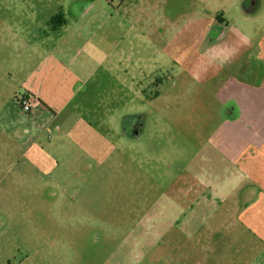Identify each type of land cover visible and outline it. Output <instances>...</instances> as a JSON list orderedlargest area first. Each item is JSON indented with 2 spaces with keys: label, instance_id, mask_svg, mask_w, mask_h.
Masks as SVG:
<instances>
[{
  "label": "rangeland",
  "instance_id": "rangeland-1",
  "mask_svg": "<svg viewBox=\"0 0 264 264\" xmlns=\"http://www.w3.org/2000/svg\"><path fill=\"white\" fill-rule=\"evenodd\" d=\"M82 14L104 41V65L116 68L97 83L104 140L94 159L54 135L46 147L60 165L41 176L19 146L32 127L0 130V264L7 255L15 264H246L252 236L238 226L236 192L222 198L199 180L176 190L175 178L200 168L202 155L216 170L217 150L200 148L234 107L213 95L212 80L201 83V55L212 51L202 36L211 28L217 36L223 18L231 24L225 51H236V28L259 43L264 0H0V110L23 90L24 69L39 61L55 17ZM259 49L231 64L253 65L257 82Z\"/></svg>",
  "mask_w": 264,
  "mask_h": 264
},
{
  "label": "crops",
  "instance_id": "crops-1",
  "mask_svg": "<svg viewBox=\"0 0 264 264\" xmlns=\"http://www.w3.org/2000/svg\"><path fill=\"white\" fill-rule=\"evenodd\" d=\"M89 18L82 14L71 21L63 17L55 21L56 24L51 27L52 34L44 36L45 46L39 50V61L25 67L20 94L37 96L40 105L27 115L20 110L16 100L5 104L0 110L1 131L8 127L17 131L28 124L32 127L31 135L21 138L19 146L41 176H51L60 165L58 157L46 147V144L53 143L54 135L60 141L64 134L68 138L67 143L72 141V146L69 143L70 148L88 149L94 159L98 144L104 140L101 137L98 141L95 126L96 102L105 100L98 99L97 83L111 79L116 68L114 65H104L105 60L100 54L104 41L96 40L95 30L88 23ZM243 18L249 17L244 13ZM223 21L222 18L219 22L223 27L217 36H211L213 28L203 34V44H206L204 48L212 51L203 53V65H198L202 71L201 83L205 86L212 80L209 86H214L215 92L211 93L223 105L234 102V107L230 108L231 111L227 109L229 113L207 140L204 149L200 148L204 152L210 146L217 150V155L212 158L216 170H210L207 157L202 155L200 168H191L190 165L186 174L176 175L175 189L178 188L177 182L199 180L201 186L204 181L212 183L206 192L221 195L222 198L236 192L238 226L252 236L247 244L248 256L245 262L264 264V73L262 81L257 82L253 65L246 68L244 65H231L235 54L236 61L239 59L240 62L249 52L254 53L259 48L264 52V37L256 43L236 28V51L229 47L225 51L221 45H226L231 24H224ZM215 23L216 20L211 25L215 27ZM35 45L40 49L38 44ZM36 52L38 50L33 53ZM224 60L228 65H225ZM124 72L128 77V71ZM235 73L236 79H233ZM241 75H252L254 79L251 80V77L246 80ZM158 93L150 94L151 98L159 97ZM51 133L53 136L48 141V137H45L40 142L45 134ZM191 188L188 187L186 191ZM2 244L0 240V260L4 256L1 253ZM4 261L15 264L8 255Z\"/></svg>",
  "mask_w": 264,
  "mask_h": 264
},
{
  "label": "built area",
  "instance_id": "built-area-1",
  "mask_svg": "<svg viewBox=\"0 0 264 264\" xmlns=\"http://www.w3.org/2000/svg\"><path fill=\"white\" fill-rule=\"evenodd\" d=\"M18 107L24 114H30L32 110L40 105V100L35 95L20 94L15 98Z\"/></svg>",
  "mask_w": 264,
  "mask_h": 264
},
{
  "label": "flooded vegetation",
  "instance_id": "flooded-vegetation-1",
  "mask_svg": "<svg viewBox=\"0 0 264 264\" xmlns=\"http://www.w3.org/2000/svg\"><path fill=\"white\" fill-rule=\"evenodd\" d=\"M140 127V123L136 122L135 124L133 123L130 128L134 131L133 133H135V129ZM126 128V126H125Z\"/></svg>",
  "mask_w": 264,
  "mask_h": 264
},
{
  "label": "trees",
  "instance_id": "trees-1",
  "mask_svg": "<svg viewBox=\"0 0 264 264\" xmlns=\"http://www.w3.org/2000/svg\"><path fill=\"white\" fill-rule=\"evenodd\" d=\"M57 20H60V19H58V17H55L54 22L57 21Z\"/></svg>",
  "mask_w": 264,
  "mask_h": 264
}]
</instances>
